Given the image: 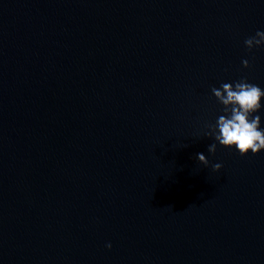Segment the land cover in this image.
<instances>
[{"label": "water", "instance_id": "95a60500", "mask_svg": "<svg viewBox=\"0 0 264 264\" xmlns=\"http://www.w3.org/2000/svg\"><path fill=\"white\" fill-rule=\"evenodd\" d=\"M258 30L264 0H0V264H264V151L203 135L213 87L264 89Z\"/></svg>", "mask_w": 264, "mask_h": 264}, {"label": "clouds", "instance_id": "9594fccd", "mask_svg": "<svg viewBox=\"0 0 264 264\" xmlns=\"http://www.w3.org/2000/svg\"><path fill=\"white\" fill-rule=\"evenodd\" d=\"M244 44L249 51L254 47H264V31L258 30ZM242 66L248 68L249 61L243 60ZM211 92L221 106L222 114L216 118L215 123L204 125L203 135L214 141L208 145L207 151L214 154L217 143L241 156L264 151V126L259 114L264 109V89L241 78L239 81L223 82L219 88L213 87ZM196 160L208 166L209 162L203 153H197ZM221 167L220 163L212 165L213 171H219ZM107 247L111 248V244Z\"/></svg>", "mask_w": 264, "mask_h": 264}]
</instances>
